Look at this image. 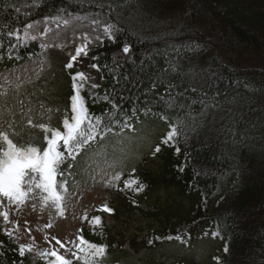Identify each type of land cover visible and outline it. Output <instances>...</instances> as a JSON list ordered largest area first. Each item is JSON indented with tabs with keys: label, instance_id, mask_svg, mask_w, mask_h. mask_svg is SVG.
<instances>
[{
	"label": "trees",
	"instance_id": "obj_1",
	"mask_svg": "<svg viewBox=\"0 0 264 264\" xmlns=\"http://www.w3.org/2000/svg\"><path fill=\"white\" fill-rule=\"evenodd\" d=\"M99 1L0 0V25L5 26L0 33V71L47 52L40 40L28 43L10 31L22 29L23 36L28 24L63 12L105 11ZM177 1L118 0L113 5L109 15L119 25L118 45L133 43L134 55H123L107 43L95 46L92 55L102 65L105 84L97 91L99 102L88 89L84 95L92 112L106 115L113 110L108 123L115 131L132 130L152 120L164 121L177 131L175 141L169 143L171 134H167L158 151L162 172L149 169L133 181V187L128 183L125 191L144 203L158 186H175L195 201L197 213L182 223L174 222L173 214L168 224L142 239L119 237L104 217L88 238L107 244L105 255L128 244L140 252L185 241L201 225L211 223L227 249L217 264H264V0H180L173 8L170 3ZM174 12L177 17L171 20ZM161 13L171 18L161 19ZM188 17L195 22L192 29ZM158 26L165 29L156 30ZM174 26L184 35L165 33ZM69 77H62L57 91L63 104L59 113L67 118L74 116L75 81ZM183 85L188 89L179 90ZM219 91L226 94L224 101ZM109 95L120 102V108L106 99ZM116 117L121 119L119 125L112 122ZM29 121L35 124L38 119ZM48 125L51 130L59 127ZM106 137L101 135L85 152ZM17 143L39 145L37 139ZM145 184V191H139ZM11 232L0 220V264H53L58 259L53 251L37 256L33 248L25 255L24 243ZM103 257L99 264H120L105 263Z\"/></svg>",
	"mask_w": 264,
	"mask_h": 264
},
{
	"label": "rangeland",
	"instance_id": "obj_2",
	"mask_svg": "<svg viewBox=\"0 0 264 264\" xmlns=\"http://www.w3.org/2000/svg\"><path fill=\"white\" fill-rule=\"evenodd\" d=\"M117 2L100 0L97 4L105 11L97 8L84 13L63 12L51 20L45 17L35 21L33 28L25 29L24 37L29 32L34 37L26 41L40 40L47 52L44 57L15 69L0 71V158L5 147L10 146L4 132H10L17 142L37 139L39 146H44L48 135L53 134L50 128L43 127L45 124L66 125L67 116L59 113L63 104L57 100L59 81L63 76L74 80L77 73L87 72L94 77L88 88L91 93L95 83L105 84V75L101 68L95 67L97 61L92 51L95 46L107 43L126 55L123 52L126 44L119 47L118 40L112 39L113 34H109L106 27L109 23L115 24L109 13ZM170 4L174 8L181 1ZM170 15L171 20L177 17L176 12ZM159 16L164 20L171 18L166 13ZM187 24L190 29L195 27L190 17ZM49 26L52 31L45 37L42 33L48 31ZM162 27L158 26L156 30ZM176 29L174 26L169 29L173 31L165 33L184 35ZM81 45L87 52L76 62L77 67H70ZM178 88L181 91L188 89L185 85ZM218 94L220 101H224L226 94L220 91ZM32 119L38 121L34 124L29 121ZM172 132L168 124L160 120L145 121L132 130L111 132L100 145L90 148L75 161V169L71 165L67 167L70 175L61 181L67 178L69 188L60 189L64 195L63 208L58 197L54 194L48 196L37 186L36 193L30 194L24 202L13 203L9 198L0 205V220L6 222L10 230L15 229L24 244L33 245L37 256L45 251L60 250L73 259L74 264L88 263L76 257L73 250H79L77 246L83 240L81 237H88L95 230L99 222L93 221L97 216L108 217L114 233L121 238L125 234L127 239L135 236L142 239L154 230H160L169 223L173 214L174 222H186L185 218L196 215V203L177 187L158 186L148 195L146 202H142L141 209L137 207L141 202L125 191L130 181H135L149 169L155 174L162 172L164 163L157 154L165 136ZM234 189V186L230 188L229 193ZM109 205L117 211H110ZM7 212L12 213V220L5 216ZM57 237L68 247L65 248ZM223 245L224 241L216 236L215 226L205 223L185 241H173L162 248L140 252L128 244L114 254L104 255L103 261L120 264H215L214 256Z\"/></svg>",
	"mask_w": 264,
	"mask_h": 264
},
{
	"label": "snow or ice",
	"instance_id": "obj_3",
	"mask_svg": "<svg viewBox=\"0 0 264 264\" xmlns=\"http://www.w3.org/2000/svg\"><path fill=\"white\" fill-rule=\"evenodd\" d=\"M39 2L40 0H37V3ZM51 19L52 18L49 17V20ZM97 23L102 22L97 21ZM33 27L34 25L32 24L27 25L29 29ZM106 27L108 33L113 34L112 39L116 40L117 37L114 33L118 31L119 25L109 23ZM4 31L5 26L0 25V33ZM51 31L52 28L49 26L48 31H44L42 35L46 37ZM9 34L22 40L34 38L31 36L30 32L27 37L22 36V29L19 28L13 29ZM124 51L130 55H134L133 43H127ZM86 52V48L81 45L79 47V54L73 58V62L69 66L73 68L77 67L78 65L76 62L80 61L81 57L84 56ZM2 54V51H0V56H2ZM95 67L99 69L102 65L97 63ZM113 71L115 72L117 69H113ZM130 78L131 73H129V79ZM93 79L94 77H90L85 71L76 74L74 77L75 93L73 96L74 116L70 115L66 119V129L55 127L52 130L53 134L48 135L47 142L44 146H39L34 143L21 146L12 138L10 132L3 133L10 147L4 150L3 158L0 159V192L3 193V195H0V205L5 204V201L9 198L13 203H22L30 194L36 193L38 186L58 197L60 206L63 208L64 195L61 193L60 189L67 190L69 188V183L67 178L61 181L59 177H67L70 175L66 171L65 165L72 162L71 167L75 169L77 167V164L74 162L75 158H79L82 153H85V149L101 135L106 137L109 133L115 131L108 123L109 119L114 116L113 110L110 109L106 115L92 112L88 99L84 95ZM120 79L121 77L118 76L117 80L119 81ZM154 86L159 87V85ZM101 87L102 85L98 82L92 85V95L98 102L100 93L97 92L96 89ZM106 99L113 103L115 108L121 107L120 102L113 96L109 95ZM112 122L119 125L121 119L120 117H116ZM130 126L133 128L136 127L134 123L130 124ZM43 127L45 129L50 128L48 124H45ZM177 134V131H173L168 142H174ZM162 148L163 145L160 146V150H162ZM133 186V182L130 181L129 187ZM146 188L147 185L145 184L143 187L139 188V191L143 192ZM108 207L112 212L117 211V209L110 205ZM5 216H7L8 220H12L11 212L5 213ZM103 219L102 216H97L93 223L101 222ZM81 231L84 230L82 229ZM11 235H16L15 229L12 230ZM81 238L85 243L77 246L79 250H73L75 256L89 261V264H99L98 258L103 257L107 253L108 245L95 243L86 236ZM180 238L183 239L182 236ZM57 240H60V243L64 245L65 248L68 247V244L64 240L59 237H57ZM33 247L34 246L31 244H24L22 250L24 254L27 255L28 250ZM54 255L58 259H56L53 264H74L73 259L68 255L62 254L60 250L55 251Z\"/></svg>",
	"mask_w": 264,
	"mask_h": 264
},
{
	"label": "water",
	"instance_id": "obj_4",
	"mask_svg": "<svg viewBox=\"0 0 264 264\" xmlns=\"http://www.w3.org/2000/svg\"><path fill=\"white\" fill-rule=\"evenodd\" d=\"M124 49H125V47L123 48V52H125ZM125 53H126V52H125ZM126 54H127V55H130V54H128V53H126Z\"/></svg>",
	"mask_w": 264,
	"mask_h": 264
}]
</instances>
